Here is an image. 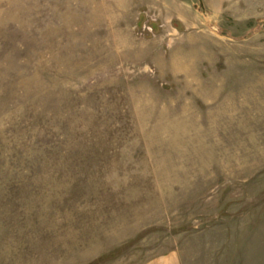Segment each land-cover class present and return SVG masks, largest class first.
<instances>
[{
  "label": "rangeland",
  "instance_id": "374dc122",
  "mask_svg": "<svg viewBox=\"0 0 264 264\" xmlns=\"http://www.w3.org/2000/svg\"><path fill=\"white\" fill-rule=\"evenodd\" d=\"M264 264V0H0V264Z\"/></svg>",
  "mask_w": 264,
  "mask_h": 264
},
{
  "label": "crops",
  "instance_id": "0c3cea01",
  "mask_svg": "<svg viewBox=\"0 0 264 264\" xmlns=\"http://www.w3.org/2000/svg\"><path fill=\"white\" fill-rule=\"evenodd\" d=\"M150 264H158V263H150ZM164 264H173V263H165V262H164Z\"/></svg>",
  "mask_w": 264,
  "mask_h": 264
}]
</instances>
